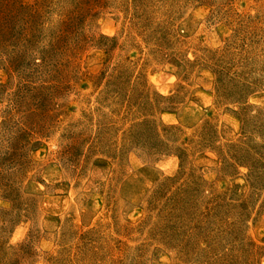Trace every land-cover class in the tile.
I'll return each mask as SVG.
<instances>
[{
	"label": "rangeland",
	"instance_id": "374dc122",
	"mask_svg": "<svg viewBox=\"0 0 264 264\" xmlns=\"http://www.w3.org/2000/svg\"><path fill=\"white\" fill-rule=\"evenodd\" d=\"M0 264H264V0H0Z\"/></svg>",
	"mask_w": 264,
	"mask_h": 264
}]
</instances>
